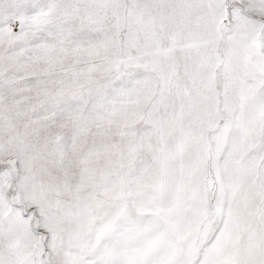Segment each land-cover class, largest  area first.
<instances>
[{
	"label": "snow or ice",
	"instance_id": "1",
	"mask_svg": "<svg viewBox=\"0 0 264 264\" xmlns=\"http://www.w3.org/2000/svg\"><path fill=\"white\" fill-rule=\"evenodd\" d=\"M0 264H264V0H0Z\"/></svg>",
	"mask_w": 264,
	"mask_h": 264
}]
</instances>
